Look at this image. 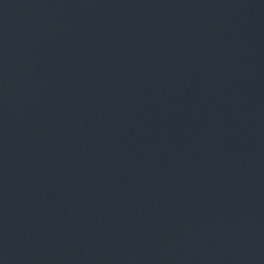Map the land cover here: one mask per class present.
<instances>
[{
  "label": "water",
  "instance_id": "water-1",
  "mask_svg": "<svg viewBox=\"0 0 264 264\" xmlns=\"http://www.w3.org/2000/svg\"><path fill=\"white\" fill-rule=\"evenodd\" d=\"M264 16V0H0V130L128 64Z\"/></svg>",
  "mask_w": 264,
  "mask_h": 264
}]
</instances>
